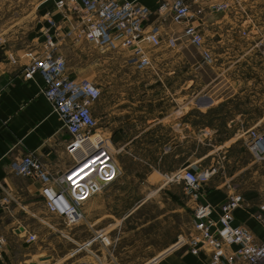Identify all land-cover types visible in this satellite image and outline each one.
I'll list each match as a JSON object with an SVG mask.
<instances>
[{
  "label": "crops",
  "instance_id": "1",
  "mask_svg": "<svg viewBox=\"0 0 264 264\" xmlns=\"http://www.w3.org/2000/svg\"><path fill=\"white\" fill-rule=\"evenodd\" d=\"M128 1L149 6L154 12L148 23H157L155 10L159 0ZM56 4L55 20L67 29L76 14L67 6H59L58 0ZM216 21L222 20L213 22ZM209 22L210 18L203 21L201 26L204 31L210 25ZM54 29L50 28V32L54 33ZM223 39L218 35L217 40L214 37L207 41L215 47L214 43ZM195 47L185 44L165 48L168 50L158 54L155 61L145 68H138L132 62L117 63L111 75H106L104 85L98 82L104 86V99L101 97L96 100L93 108L97 109L98 102L104 103L101 115L96 113V116L100 129L106 134L107 143L121 161L118 160L121 166L119 178L127 169L123 158L130 156L135 167L147 168L145 181L159 184L154 191L159 195L160 209L155 217L133 230L183 210L194 215L200 202L217 206L230 193L241 191L244 201L235 210L236 222L249 225L257 240L264 241V223L255 215L258 204L264 201V160L257 159L249 149L245 131L250 126L264 125V64H245L250 74L238 73L228 80L243 91V84L262 91L247 109L242 110L231 103L232 96L217 93V90L213 91L216 85L211 86L221 76L220 71L233 72L231 65L202 63L196 58V54H200ZM25 49L0 47V233L6 237L0 264L6 262L5 257L10 256V253L16 252L13 242L15 238H23L21 230L36 232L37 240L31 243L41 240V245L45 238L41 237L40 230H58L50 222V211L41 194L39 178L14 173L10 168L11 161L33 151L54 172H61L74 161L66 147L70 133L44 94L43 74L36 72L27 75L23 72L22 62L25 58L20 56H23ZM12 57H19V61H14ZM254 107L260 108L262 112L258 115L255 113L252 124L247 125V116L252 114L249 110ZM235 118L239 119L232 124ZM188 166L215 167L197 195L188 192L183 182L170 178L172 172ZM133 177L138 179L140 175L134 174ZM251 182L255 185H251ZM33 216L40 229L29 220ZM101 217L90 220V237L79 245L87 242L89 247L93 244L107 246L100 238H96L101 228H95L94 223ZM80 230L81 227L76 228L75 233ZM109 235L115 240L112 247L107 246L112 250L120 237L114 238L111 233ZM175 237V240L178 239V234ZM179 248L157 262L211 264L206 253L195 254L189 249L179 251ZM44 257L47 264L50 259Z\"/></svg>",
  "mask_w": 264,
  "mask_h": 264
},
{
  "label": "built area",
  "instance_id": "2",
  "mask_svg": "<svg viewBox=\"0 0 264 264\" xmlns=\"http://www.w3.org/2000/svg\"><path fill=\"white\" fill-rule=\"evenodd\" d=\"M69 1L58 0V5L67 6L74 12L75 20L64 29L62 24L51 19L54 33L48 28L43 43L26 48L20 58H25L22 62L25 74H43L44 94L70 133L66 147L74 161L61 172H54L33 151H28L14 158L10 168L16 174L39 178L48 210L61 216L68 224L76 225L85 218L86 202L114 184L121 174V166L116 151L107 143L103 133L98 132L100 124L93 107L101 98L103 87L87 77L68 75L60 41L65 38L82 39L107 49H128V60L138 68L154 62L153 47L174 48L189 44L200 50L202 63L214 65L218 57L201 25L207 12L227 11L235 0H159L155 24L148 23L154 11L140 2ZM12 58L19 61V57ZM245 131L249 149L257 159L264 160V125L250 126ZM82 162H86L84 165L88 168L79 174L83 165L75 168ZM214 171L215 167L198 172L188 166L172 172L170 178L183 182L188 192L197 195ZM243 201L242 192L234 191L217 206L200 202L194 210L192 226L179 234L171 249L186 246L195 254L204 252L211 264H264V241L257 240L249 225L236 222L235 210ZM255 215L264 223V201L258 204ZM20 232L30 242L37 240L36 232L25 229ZM96 238L109 248L115 243L105 228L97 232ZM5 243L6 237L0 233V257ZM86 243L80 244L74 253L82 250L87 253L72 263L107 264L104 263L106 253L100 247H89Z\"/></svg>",
  "mask_w": 264,
  "mask_h": 264
},
{
  "label": "rangeland",
  "instance_id": "3",
  "mask_svg": "<svg viewBox=\"0 0 264 264\" xmlns=\"http://www.w3.org/2000/svg\"><path fill=\"white\" fill-rule=\"evenodd\" d=\"M57 8L56 0H0V47L22 49L41 45L46 30L52 27L50 20H55ZM208 18L210 25L205 31L207 40H212L214 37L217 40L218 35L224 37L222 41L215 40L217 43H214L213 48L218 57L216 64L231 65L233 69L231 73L220 71L221 76L211 83V86L216 85L213 91L217 90V93L232 96L233 105L242 110L247 109L264 90L260 91V88L247 87L243 84L241 85L245 89L243 91L228 80L238 73L250 74L245 64H264V0H235L227 11L207 12L205 19ZM217 19L222 21L213 22ZM213 32H216L214 36ZM66 39L68 38L60 41L59 47L65 54L67 73L71 77H87L104 85L106 75H111L115 64L130 62L128 49H107L87 40ZM250 47L253 49L250 50ZM168 49L153 47V61L158 54ZM198 52L200 56L196 54V58L202 62L200 50ZM101 97L104 99V88ZM97 104L98 107L94 112L99 116L104 103ZM260 112L262 111L258 107L250 109L249 113L252 114L247 116L246 124L251 125L255 113L258 115ZM98 132L106 137L102 128ZM116 155L120 161L118 154ZM244 155L248 154L244 153ZM123 161L127 166L123 175L114 184L107 186L86 202L85 218L79 225L77 224L78 226L68 224L61 216L48 212L50 222L54 223L58 230L48 231L47 228L40 230L41 237L45 238L42 245L41 240L35 243L25 241L26 238L22 233L25 239L15 238L13 247L16 252L5 257L6 262L3 264H33V262L46 264L44 256L50 259L47 264H73L72 261L87 253L86 250L74 252L81 241L90 237L88 228L90 220L94 221L101 216L95 221L94 227L105 228L114 238L120 237L118 240H121L113 250L100 244L92 245L94 248L100 246V250L106 253L104 263L160 264L157 261L170 252V244L177 240L175 236L190 229L194 215L190 211L183 210L177 214L162 216L143 227L140 226L138 230H133L134 227L155 217V213L160 209L161 201L158 199V193L154 191L159 184L145 181L147 168L135 167L130 156H125ZM193 168L199 172L204 167ZM134 174L140 175V178L133 177ZM251 185L255 183L251 182ZM177 187L180 189L179 185ZM29 220L33 226L40 229L34 216ZM79 227L81 230L75 233V229ZM179 249L183 251L188 248L183 246ZM110 252L111 255L108 254Z\"/></svg>",
  "mask_w": 264,
  "mask_h": 264
},
{
  "label": "bare ground",
  "instance_id": "4",
  "mask_svg": "<svg viewBox=\"0 0 264 264\" xmlns=\"http://www.w3.org/2000/svg\"><path fill=\"white\" fill-rule=\"evenodd\" d=\"M86 161H87V160H86ZM84 163H85V162H82L81 164H79V166L82 165V164H84ZM79 166H77V167H79ZM77 167H76V168H77ZM86 167H88V166H87V165H83V166L80 168V170L82 171V170H83L84 168H86ZM76 168H75V169H76ZM81 171H80V172H81ZM80 172H79V173H80ZM169 248H170L169 251H171V250H172V249H171V246H170ZM44 261H45V260H44Z\"/></svg>",
  "mask_w": 264,
  "mask_h": 264
},
{
  "label": "water",
  "instance_id": "5",
  "mask_svg": "<svg viewBox=\"0 0 264 264\" xmlns=\"http://www.w3.org/2000/svg\"><path fill=\"white\" fill-rule=\"evenodd\" d=\"M239 118H235L231 123L234 124L238 121ZM47 257V256H46ZM33 264H36V262H33Z\"/></svg>",
  "mask_w": 264,
  "mask_h": 264
}]
</instances>
